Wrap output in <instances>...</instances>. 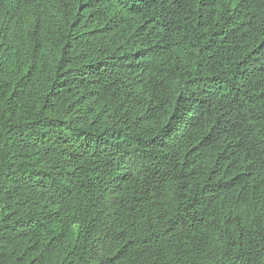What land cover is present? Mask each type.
Instances as JSON below:
<instances>
[{
	"label": "trees",
	"instance_id": "1",
	"mask_svg": "<svg viewBox=\"0 0 264 264\" xmlns=\"http://www.w3.org/2000/svg\"><path fill=\"white\" fill-rule=\"evenodd\" d=\"M0 264H264V0H0Z\"/></svg>",
	"mask_w": 264,
	"mask_h": 264
}]
</instances>
